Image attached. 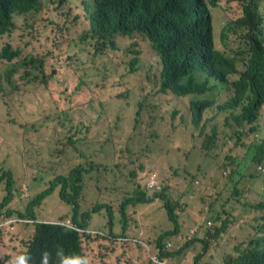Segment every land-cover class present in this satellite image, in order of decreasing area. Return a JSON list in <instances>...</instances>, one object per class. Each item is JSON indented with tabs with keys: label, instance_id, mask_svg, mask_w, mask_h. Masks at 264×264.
Returning <instances> with one entry per match:
<instances>
[{
	"label": "trees",
	"instance_id": "obj_1",
	"mask_svg": "<svg viewBox=\"0 0 264 264\" xmlns=\"http://www.w3.org/2000/svg\"><path fill=\"white\" fill-rule=\"evenodd\" d=\"M231 1L239 3L244 16L226 26L219 47L212 38L209 0H0V39L10 29L13 31L17 15L26 14L39 26V30L32 26L33 33L21 48L10 50L7 44L0 50V81L4 79L10 84L5 88L0 85V104L7 113H10L13 96L17 92H26V85L31 92L50 86L54 76L60 73L53 66L48 74L46 66L50 59L58 60L67 55L69 62L66 66H72L80 76L84 67H88L89 72L98 69L99 60L110 52L122 51L120 43L137 35L150 42L159 68L158 73L148 74L153 92L144 93L131 106L133 114L130 121L133 122L135 139L145 138L144 128L157 141L177 135L184 146L202 143V152L216 159L224 148L222 142L225 137L230 135L235 142L225 155L231 164H216L217 169H230V174L224 213L210 218L217 224L214 226L215 233L207 229L199 235L188 234L189 240H193L186 242L184 248L174 251L169 248L167 251L165 241L181 240L185 230L179 222L182 208L166 192L171 187H165L157 177L154 188H149L147 173L143 181L136 182L133 190L112 186V192H122L123 196L104 195L97 185L100 180L106 179L103 171L109 167L104 165L109 162L105 159L110 151L108 141L112 128H122L120 107L109 104L94 113L90 134L89 128L84 134L78 122L65 115V109L56 112V137L60 141L49 143L47 162L40 173L53 180L48 190L36 197L46 200L57 191L61 201L70 208L62 219L71 218L74 228L37 222L36 206L29 203L21 209V199L12 204V209L8 208L13 196L21 198L23 195L19 192L15 195L14 190L19 187H16L12 173L8 172L9 176L3 177L9 180L5 184L7 195L0 202V225L10 219L16 222L11 224L12 231L7 226L0 228V264H76L81 259L88 262L90 254L86 253L88 250L84 246L89 247L96 240L85 229L91 215L102 210L109 219V226L115 223L121 234L111 230L107 235L98 234L96 237L109 243L106 248L111 245L132 246L130 242L119 241L116 236L129 237V223L140 221L130 216V212H137L141 205L158 200L163 203L164 215L172 222V228L164 225L163 220L155 222L160 237L153 250H160L162 257L178 259L183 256L184 250L199 244L203 252L195 258L194 264H202L204 252L206 262L203 264H264V188L256 190L249 182L250 162L264 161V124L261 123L264 120V0ZM212 5H216L215 1ZM49 6L60 12L59 16L45 13V8ZM31 47L33 52L23 58ZM75 49L87 57L81 65L74 64L75 56L71 53ZM125 52L129 54L128 50ZM133 53L136 57L130 63L131 75L143 69L137 58L140 52ZM20 67L24 68L23 77L28 80L22 88L12 82ZM207 95L209 97H205ZM222 95L224 101L217 105L216 98ZM125 99L128 105L123 109L130 107L128 99ZM46 115L45 108H37L30 112L29 122L46 120ZM121 116L123 118L124 114L121 113ZM29 122L19 121L20 131L16 133L8 130L6 122L0 123L2 138L26 147L28 140L23 131ZM64 132L69 137L62 144L61 134ZM79 146L85 149L80 150ZM239 148H246L242 160L237 158ZM86 151L88 155L82 153ZM71 152H79L80 156L86 157L85 163H78L69 173L59 174V165L70 160ZM32 155L31 148L25 152L28 167L36 162ZM49 168L53 171L50 172ZM258 170L264 172L262 166ZM179 172L190 173L188 169L176 170L173 177L176 182ZM87 174L96 177L95 187L100 196L112 197L113 200L108 202L103 199V203L99 200L97 207L82 212ZM2 183L3 179H0V185ZM105 183H108L107 180ZM247 187L257 194L258 201L249 200V191H244ZM162 189L165 193H160ZM149 192H152L151 196ZM113 204H116V213ZM224 214L227 216L221 217ZM228 217L233 218L232 223L226 219ZM245 218H248L245 221L248 237L236 245L234 254H228L217 263L215 254L209 249L213 243L225 238L233 224ZM27 220L34 224L24 223ZM133 246L142 248L141 243H134ZM148 261L153 264L149 256Z\"/></svg>",
	"mask_w": 264,
	"mask_h": 264
},
{
	"label": "rangeland",
	"instance_id": "obj_2",
	"mask_svg": "<svg viewBox=\"0 0 264 264\" xmlns=\"http://www.w3.org/2000/svg\"><path fill=\"white\" fill-rule=\"evenodd\" d=\"M213 1L216 3L215 6L212 5ZM209 3L215 23L213 24L214 38L217 46L220 47V39L226 26L244 16V13L240 12L238 2L209 0ZM45 11V13L48 12L54 17L60 13L54 10L53 6L45 8ZM14 23L13 31L0 39V50L7 44H10L13 49L21 48L28 42L27 37L33 33L32 26L39 30L38 24L26 14L15 16ZM123 41L120 43L122 51L110 52L106 57L99 60L98 69L96 70L89 72V68L84 67V72L80 76L77 75L76 70L72 66H66L69 62L67 55L58 60L50 59L46 66L48 74L52 72L53 66L60 73L54 76V80L48 88L31 92L29 85H26V92H17L13 96L10 113L6 112L2 103L0 104V123L6 122L8 130L15 133L20 131L17 125L19 121L25 120L29 122L31 111H35L37 108H45L47 112L46 120L29 122L25 127L23 134L28 140L26 141V147L11 143L10 139L2 138L0 132V179H3V183L0 185V202L7 195L5 184L9 180L3 177L9 176L8 172H11L16 187H19L14 190L15 195L16 192L23 195L21 198L13 196L8 208L12 209V204L21 199V209H25L29 203L36 206L37 222L45 221L56 224L70 222L71 218L62 219L63 216L68 214L70 208L61 201L57 191L49 195L46 200L36 197L41 192L48 190L49 183L53 180V178L41 176L40 173L43 172V164L47 162L46 155L49 154V143L59 140L56 137V125L58 123L56 112H61L62 109H65V115L77 121L83 128L84 134L89 128L88 134H90L92 133L90 127L93 124V114L102 111L109 104H116L120 107L124 116L122 118L120 113L122 128L114 126L109 135L110 151L105 159V161L109 160V162L104 165H109V167L103 171L106 179L97 183L94 175H86L85 179L87 178V182L86 189H84L82 212H87L97 207L99 200H101V203H103V199L108 200V202L113 200L112 197L103 196L102 198L96 190V183L100 186L104 195L118 194L123 196L122 192H112V186L117 185L133 190L138 180L143 181L146 173L148 180L149 174L153 172L165 187H171L166 192L170 195L171 200L182 208L179 219L180 224L185 227L182 239H168L165 241L166 248H168L167 244L171 243V251L180 250L184 248L186 242L193 240H189L188 234L190 230L200 226L201 230L196 235L201 234L203 230L206 232L207 229L204 228L208 227V221H212L210 218L218 215V213H224L225 202L229 195L227 186L230 169H217L216 164L217 162L222 165L231 164V161L227 160L225 155L234 147L235 142L230 135L225 137L222 142L224 148L216 159L215 157H207L202 152V143H198L195 146H184L181 138L177 135L170 136L168 140L157 141L144 128L145 138L135 139V132L132 131L133 122L132 120L130 121L133 114L131 106L144 93L153 92L148 80V74L158 73L159 61L155 50L150 47L151 44L148 40L147 42L135 35L132 39ZM65 45L66 43H64ZM36 46L38 48V44ZM33 50L32 47L29 48L22 57L25 58ZM126 50L129 51V54L125 52ZM134 51L140 52L137 58L140 60L139 66H143V69L131 75L129 74L130 63L136 57L133 53ZM71 54L75 56L76 63L74 64L81 65L87 58L85 54L76 49ZM80 58H82V61H80ZM19 62L21 63V59H19ZM24 74V68L20 67L18 74L12 77V82L13 84L15 83V86L22 88L25 83H28V80L23 77ZM0 85L5 88V86L10 84L3 79L0 81ZM120 86L122 88H119ZM125 97L128 99L130 107L123 109L124 106L128 105ZM205 97H209V95ZM223 101V95L216 98L217 105ZM261 123L264 124V120ZM61 136L63 138L62 144L66 143L69 134L64 132ZM30 148L33 150L32 158L36 160L32 167H28L25 161V152H28ZM79 148L80 150L85 149L84 146H79ZM245 152L246 148L237 149V158L242 160ZM71 153L70 160L65 161L63 165H59V174L69 173L78 163H85L86 157L80 156L79 152L76 154ZM82 153L88 155L87 151ZM259 166L264 168V161L259 163L252 160L250 162L251 178L249 182L252 188L256 190L264 188V176L260 175L264 174V172L258 170ZM184 169H188L190 173L179 172L176 182L173 178L174 172L176 170L183 171ZM49 171L52 172L53 170L49 168ZM90 177L93 179H90ZM106 180L107 184L105 183ZM247 190L249 191L248 198L251 202L259 200L257 194L251 191L250 187L244 189V191ZM160 193H165V191L162 189ZM148 194L151 196L152 192ZM113 207L114 213H116V204H113ZM164 211L163 203L158 200L150 204L141 205L137 208V212H130V216L140 220L129 223L132 228L130 235L142 242V248L139 246L120 247L115 245L106 248L109 243H105L103 239L96 236L98 234L107 235L111 233V230L117 232L118 227L115 223L114 226H109V219L105 216V210L91 215L85 231L91 233L96 241L91 243L89 247L84 246L88 250L86 253L90 254L87 258V264H150L148 256L153 251L157 238L160 237L155 222L163 220L164 225H169L172 228V222L168 220L166 214L164 215ZM225 216L227 214L221 215V217ZM226 219L231 223L233 222L232 217ZM246 220L248 218L233 224L222 241L213 243L209 250H212L215 254L214 259L217 263H220L228 254H234L236 245L248 237ZM15 222V219H10L0 225V228L7 226L12 231L14 228L11 227V224ZM24 223L34 224V222L29 220ZM213 223L214 226L217 225L215 222ZM142 228L149 231L146 239L138 238L137 236ZM213 231L215 233L214 227L211 229L212 234H214ZM102 244L103 246L100 247ZM198 245H192L189 250H184L183 256L175 259V262L194 264L195 258L203 252L202 247ZM205 262L206 253L204 252V258L200 263L203 264Z\"/></svg>",
	"mask_w": 264,
	"mask_h": 264
},
{
	"label": "built area",
	"instance_id": "obj_3",
	"mask_svg": "<svg viewBox=\"0 0 264 264\" xmlns=\"http://www.w3.org/2000/svg\"><path fill=\"white\" fill-rule=\"evenodd\" d=\"M156 182H157L156 174L155 173H151L149 178H148V186H149V188H154V186L156 185ZM59 224H61L63 226H66V227H69V228H74V226L72 224H70V222H68V223L61 222ZM209 225H212V224L209 223ZM122 240H124V241H132L129 238H124ZM133 241H137V240L134 239ZM167 246L169 248V247H171V244L169 243ZM150 259L152 260V262L154 264H177L175 261L169 260L168 258H162L159 253H158V256L157 255H151Z\"/></svg>",
	"mask_w": 264,
	"mask_h": 264
},
{
	"label": "clouds",
	"instance_id": "obj_4",
	"mask_svg": "<svg viewBox=\"0 0 264 264\" xmlns=\"http://www.w3.org/2000/svg\"><path fill=\"white\" fill-rule=\"evenodd\" d=\"M209 12V17H210V22H211V31H212V38L214 39V27H213V24H215L214 23V20H213V17H212V12L211 11H208ZM232 23V22H231ZM231 23H229V24H231ZM12 32V30L10 29L8 32H6L4 35H3V37L4 36H6V35H8V34H10ZM216 40V39H215ZM8 48L10 49V50H12L13 49V47L10 45V44H8ZM211 81L212 82H214V80L213 79H211ZM149 176H150V174H149ZM214 227V224H212V225H210V229H212ZM214 232V231H213ZM140 236V235H139ZM127 238H129V239H131L132 241H127V242H130L131 244H133L134 245V243H141L142 244V242L140 241V240H138V239H136L137 241H133L135 238H133L132 236H129V237H127ZM116 239H118L119 241H124V240H122V239H124V237L123 236H116ZM169 244V243H168ZM167 244V245H168ZM171 244V243H170ZM132 245V246H133ZM171 246H172V244H171ZM147 248H148V246H146ZM151 247V246H150ZM170 248V247H169ZM169 248H166V250L168 251V249ZM158 253L161 255V252H160V250H157V251H152L151 252V254H150V256L151 255H157L158 256ZM150 256H149V259H150ZM161 257H162V255H161ZM162 258H165V257H162ZM151 260V259H150ZM152 261V260H151ZM172 261H176V260H172ZM177 263V262H176ZM76 264H87V261L86 260H83V259H81V260H77L76 261ZM154 264V263H153ZM177 264H179V262L177 263Z\"/></svg>",
	"mask_w": 264,
	"mask_h": 264
},
{
	"label": "crops",
	"instance_id": "obj_5",
	"mask_svg": "<svg viewBox=\"0 0 264 264\" xmlns=\"http://www.w3.org/2000/svg\"><path fill=\"white\" fill-rule=\"evenodd\" d=\"M153 173V172H152ZM157 176V175H156ZM193 219H195V218H193ZM146 221V220H145ZM144 221V222H145ZM195 221V220H194ZM209 223H211V224H214L212 221H208L207 222V225H208V227L207 228H204V229H210V225H209ZM196 224V223H195ZM194 224V225H195ZM193 225V226H194ZM117 226V225H116ZM118 227V233H120L121 234V231H120V228H119V226H117ZM112 228V227H111ZM128 232L131 234V231H132V228H131V226L130 225H128ZM199 230H201V228H200V226H197L196 228H193L192 230H190V232H189V234L190 235H193V236H195L197 233H198V231ZM148 233H149V231H148V229L146 230V229H141L139 232H138V234H137V236H141L142 238H144V239H146L147 238V235H148ZM131 236V235H130ZM157 239H159V238H157ZM199 246V245H198ZM187 250H189V249H187ZM179 264H183V263H181V262H179Z\"/></svg>",
	"mask_w": 264,
	"mask_h": 264
}]
</instances>
